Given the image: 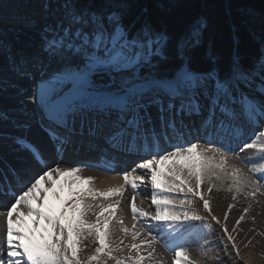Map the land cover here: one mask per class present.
I'll return each instance as SVG.
<instances>
[{"label":"snow or ice","instance_id":"snow-or-ice-1","mask_svg":"<svg viewBox=\"0 0 264 264\" xmlns=\"http://www.w3.org/2000/svg\"><path fill=\"white\" fill-rule=\"evenodd\" d=\"M125 15L123 4L98 10L82 0H45L42 15L30 21L39 44L11 63L15 75L33 84L32 107L55 151L63 153L78 140L102 141L113 153L141 159L118 173L122 183L98 188L84 168L112 172L113 159L48 166L37 147L17 138L46 170L14 202L0 205V264H165L155 248L161 240L172 264H200L189 247L206 257L214 248L207 239L213 223L243 259L233 233L251 203L230 231L235 204L227 205L222 222L213 213L212 193L222 190L233 201L250 202L264 196V56L251 69L233 57L222 70L209 52L210 66L197 67L192 53L203 43V19L173 46L166 31L147 22L136 27ZM5 47L0 40V49ZM7 118L0 111V123ZM193 129L213 139L205 138L203 147L180 143ZM249 150L256 160L242 158L247 171L229 162L230 153L239 158ZM129 188L131 227L123 218ZM141 195L150 200L147 207L145 200L137 203ZM116 227L123 236L113 239Z\"/></svg>","mask_w":264,"mask_h":264},{"label":"bare ground","instance_id":"bare-ground-1","mask_svg":"<svg viewBox=\"0 0 264 264\" xmlns=\"http://www.w3.org/2000/svg\"><path fill=\"white\" fill-rule=\"evenodd\" d=\"M42 10L43 3H38L34 0H28L27 2H23L22 0H6L4 3L0 1V40L6 46L4 49H0V84L5 85L3 87L4 90L0 92V111L6 112L8 117L6 122L0 123V181H2L0 183V205L14 202V196L26 190V187L30 186V183L34 182V179L46 170L39 162H32L29 149L17 143V138H22L26 143L37 146L44 155L48 166L59 164L61 167H68L79 164H100L104 163V158H109V155L112 153L115 155L113 159L114 171L106 172L101 168L90 166L84 168L85 175L97 178L96 187L98 188H107L110 185L122 183V177L118 173L135 167L136 163L141 159V157L134 154L128 157L124 153H113L102 141L88 144L85 140H78L63 153L55 151L52 142L40 128L38 120L35 118V110L32 107L34 104L32 96L23 93V90L26 89L25 86L32 82L29 79H22L15 75L11 63L13 56L18 57L20 53L28 54L36 50L39 44V33L36 28L30 25V21L40 17L43 13ZM13 25H16V28H13ZM22 100H26L27 106L21 103ZM34 119L37 124H35ZM205 138L208 140L213 139L211 136L205 137L203 130L198 135L196 130L193 129L191 135H187L179 142L183 143L185 140L199 142L201 147H203ZM177 142L173 141V143ZM100 143H103L102 147L105 149L101 153L97 151L93 152V150L100 146ZM164 147L171 150L170 145L166 144ZM245 156L252 161L256 160V154L249 150L246 153H240L239 158L230 153L229 162L247 171L249 165L242 163V158ZM9 180L12 181L11 184H9ZM5 187H7V191H5ZM129 190L131 191L130 188ZM147 192L150 195V188L147 189ZM143 198L137 197V203L139 204L141 200H144ZM146 201L149 200L146 199ZM232 203L235 204V207L231 211L227 221L230 231L235 225L236 220L243 213V209L251 203V209L245 216V220L239 226L238 231L234 233L235 239H240V242L236 243L240 251L250 248V257L244 259L245 262H235V252L231 244L223 236L221 226L213 223L211 235L207 237L214 245L213 250L208 251L205 257L202 254V250L197 246L189 247L190 257L199 260L200 264H219V260H222L224 264H264V196H258L256 201L250 202L244 197L233 201L231 194L222 190L212 193L213 213L220 217L222 222L223 214L227 211V205ZM146 204L148 205L149 203L146 202ZM196 207L201 208V205L198 203ZM0 211H2L1 208ZM126 211L130 213L127 207ZM124 216L127 218L126 215ZM253 217H255V221H253ZM1 218L2 216H0V220ZM124 221L128 227H131L132 220L129 223L126 220ZM193 224H199V222H193ZM153 234L155 235L156 233ZM121 236L123 234L116 227L113 239ZM123 238L125 244L131 241L130 236ZM2 244L3 241H0V245ZM225 246L227 247L228 255L224 254ZM155 248L157 254L164 259L165 264H172V253L170 254V251L164 246L162 240L156 243ZM216 248H219L220 251L217 252ZM91 251L92 247L89 246L88 252ZM213 257H219V260L213 259Z\"/></svg>","mask_w":264,"mask_h":264},{"label":"trees","instance_id":"trees-1","mask_svg":"<svg viewBox=\"0 0 264 264\" xmlns=\"http://www.w3.org/2000/svg\"><path fill=\"white\" fill-rule=\"evenodd\" d=\"M98 10L125 6V22H147L166 31L172 45L200 19L206 22L203 43L193 53L197 67L210 66L208 54L227 70L233 57L254 68L264 56V0H82Z\"/></svg>","mask_w":264,"mask_h":264},{"label":"rangeland","instance_id":"rangeland-1","mask_svg":"<svg viewBox=\"0 0 264 264\" xmlns=\"http://www.w3.org/2000/svg\"><path fill=\"white\" fill-rule=\"evenodd\" d=\"M1 2H3L4 3V1H6V0H0ZM23 2H27L28 0H22ZM32 1V0H31ZM34 1H37L38 3H45V0H34ZM43 11V10H42ZM3 14V13H2ZM4 15V14H3ZM1 16V15H0ZM18 27V26H17ZM13 28H16V25H13ZM12 29V28H11ZM24 29H27V28H24ZM3 87H5V85H3ZM26 89H24L23 90V93H27V95L28 96H31L30 95V92L32 91V89H34V87H33V84L31 83V84H27L26 85ZM25 91V92H24ZM34 122H35V124H37L36 123V121H35V119H34ZM124 155H126V156H128V157H131V154H124ZM41 174V173H40ZM138 197H140V198H143L144 196H138ZM131 198V191L129 190L127 193H126V196H125V200H124V212H123V218H124V220H126V221H128V223L129 222H131V214L129 213H127V211H126V207H127V203H128V200ZM144 200H145V204H144V206L145 207H147L148 205L146 204V202L147 203H150V200L149 201H146V198L144 197L143 198ZM1 210H3V208H1ZM149 210H153V209H149ZM124 215H126L127 216V218L124 216ZM192 231L193 232H196V231H198V229L196 228L195 229V227H194V229H192ZM218 230H216V232H217ZM3 233H4V229H3V217L1 218V220H0V241H3ZM217 233H219V232H217ZM233 235H234V233H233ZM235 241H236V243H239L240 242V239L239 238H236L235 239ZM164 249V248H163ZM170 254H171V252H170ZM234 255V254H233ZM240 256L241 257H243V259H239V258H237V256H236V254L234 255V260H235V262H241V261H243V262H245L244 261V259H248V257H250V248H248V249H246V250H241L240 251Z\"/></svg>","mask_w":264,"mask_h":264}]
</instances>
